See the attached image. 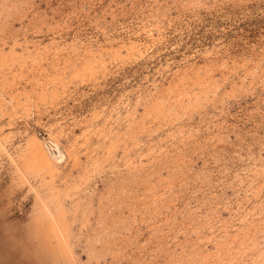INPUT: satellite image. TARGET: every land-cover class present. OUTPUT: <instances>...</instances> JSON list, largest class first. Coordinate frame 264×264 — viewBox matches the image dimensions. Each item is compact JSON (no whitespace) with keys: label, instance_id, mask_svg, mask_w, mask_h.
Returning <instances> with one entry per match:
<instances>
[{"label":"rangeland","instance_id":"374dc122","mask_svg":"<svg viewBox=\"0 0 264 264\" xmlns=\"http://www.w3.org/2000/svg\"><path fill=\"white\" fill-rule=\"evenodd\" d=\"M3 264H264V0H0Z\"/></svg>","mask_w":264,"mask_h":264},{"label":"bare ground","instance_id":"6f19581e","mask_svg":"<svg viewBox=\"0 0 264 264\" xmlns=\"http://www.w3.org/2000/svg\"><path fill=\"white\" fill-rule=\"evenodd\" d=\"M1 258H2V255L0 256V262L2 261ZM1 264H3V262Z\"/></svg>","mask_w":264,"mask_h":264}]
</instances>
